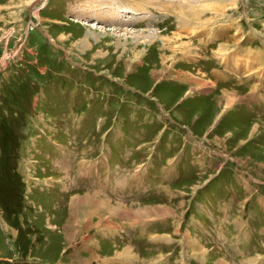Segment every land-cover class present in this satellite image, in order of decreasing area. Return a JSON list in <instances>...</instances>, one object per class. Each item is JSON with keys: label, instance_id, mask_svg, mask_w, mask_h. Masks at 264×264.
<instances>
[{"label": "rangeland", "instance_id": "obj_1", "mask_svg": "<svg viewBox=\"0 0 264 264\" xmlns=\"http://www.w3.org/2000/svg\"><path fill=\"white\" fill-rule=\"evenodd\" d=\"M133 1L0 0V264H232L212 215L264 254V114L206 96L218 62L245 91L223 68L264 51V0Z\"/></svg>", "mask_w": 264, "mask_h": 264}, {"label": "crops", "instance_id": "obj_2", "mask_svg": "<svg viewBox=\"0 0 264 264\" xmlns=\"http://www.w3.org/2000/svg\"><path fill=\"white\" fill-rule=\"evenodd\" d=\"M74 3L75 4L70 7L71 10H72V11H70V13L71 14H74L75 11H77V13L80 12L82 14H85V12L82 9H80V7H79V10H77V7H74L76 5V2H74ZM235 55H237V54H235ZM238 56H240V57H236V58H239L238 63H237V68H236V66L233 67V64L232 63H229L230 65H227V66H231L232 67V70H231V68L225 67L226 65L224 66L223 70L226 73L228 72V74L234 73V76L232 78L233 83L235 82L234 79L236 80L237 77H239L240 75H243L242 78H238L237 79V83L238 84H236V82L233 84L235 86L243 85V89L245 91L242 93V95L241 94L239 95L235 90L231 89L228 86V84H227L228 82L227 83H224L223 81H225V78H221L220 79L222 64H220L218 62V68H215L214 69L213 66L211 65L212 68H213V70H214V72L217 71L219 73L218 75H216L215 73L214 74H211V72L213 71V70L211 71L212 68L208 69L210 71V72L208 71L209 74L214 75L216 77V79L215 78L214 79L218 83V86L216 88V85H210V81L212 80L211 78H210V81L207 80L209 82V85H208L209 86V88H208L209 91L206 93V96L207 95L216 94V93L220 92L221 90H229V91L231 90V91H234V93H236L237 96H239V98L241 99V101H239V103H238V104H240L239 105L240 108L239 109L237 108L238 111H236V112H239L241 110L242 112H245L247 114V113L251 112L252 109H250L247 106V101H244V100L246 98H248V99L252 98V96L249 95V93H250L249 91H251V94L252 95H254V96L257 95L256 92L255 91L253 92V90H251L250 88L254 89V87L257 85V83L264 84V74H261L262 69H260V74L259 73H256V72H255V74L254 73H251V74H245V73H243V74H239L237 76L236 74L239 71L238 70V66L240 65V68H241V66H243L242 65V62L244 64H249V66H250V64L253 65V66L260 65L261 64L260 62H264V51L261 50L259 47H255V49L250 48V50L248 51V50H244L243 47L241 46V47H239V50H238ZM228 58H229V56H228ZM219 65H221V66H219ZM249 66H248V68H249ZM226 68H228V69H226ZM246 71H249V69H247ZM244 74L246 76H248V77H244ZM219 81H220V83H219ZM215 90H217V91H215ZM256 99L259 100L258 98H256ZM261 99H263V98H261ZM251 102H253V101L251 100ZM210 121H211V119H210ZM255 253H256V256H253ZM245 254H246L245 257L242 258L243 260H240L239 259L240 260V263H242V264H247V261L246 260H249V258H255V257H257V259L255 261H252V264H263L264 263V254H261L258 257L257 256L258 253L255 251V249L252 250L250 253H245ZM184 260L186 261L185 248H184ZM237 260L232 261V264H237V263H235ZM186 264H187V261H186Z\"/></svg>", "mask_w": 264, "mask_h": 264}, {"label": "bare ground", "instance_id": "obj_3", "mask_svg": "<svg viewBox=\"0 0 264 264\" xmlns=\"http://www.w3.org/2000/svg\"><path fill=\"white\" fill-rule=\"evenodd\" d=\"M135 1V0H134ZM133 1V2H134ZM140 1H142V2H144V3H146V4H152L151 3V0H140ZM168 1H170V0H168ZM193 1H197L198 2V4L200 5V6H203V7H206L207 9H213L214 11H215V9H216V11H218V9L217 8H220L222 5H225L228 1H231V3L232 4H235V1L236 0H216V1H214V0H176V2H177V8H179L180 10V13H182L183 14V11H186L187 13L186 14H188L189 16H191V19H193V20H198V18H197V12H196V9H198V8H196V9H193V6H191V2H193ZM211 1H214V3H216V7H211L210 5H209V3L211 2ZM124 2L126 3V4H133L132 3V0H124ZM166 2V1H165ZM33 2H30L29 4H32ZM153 3H155V2H153ZM159 3V2H158ZM170 4V3H169ZM175 4V3H174ZM162 6V5H161ZM171 6V5H170ZM174 6V5H173ZM196 7V6H195ZM204 9V8H203ZM223 8L221 7V10H222ZM116 13H118L117 11H115ZM221 15L223 14V13H220ZM116 15H119V14H116ZM212 23V22H211ZM156 38H157V35H156ZM161 39V38H160ZM178 39V38H177ZM161 41H162V43H165V42H167V39L166 38H163V39H161ZM180 48V47H179ZM190 49V48H189ZM192 49V48H191ZM197 85L198 86H204V83H197ZM224 96V95H223ZM221 97V96H220ZM224 98H225V96H224ZM220 100V99H219ZM233 100V99H232ZM231 101L230 100H227L226 101V103H225V107H229L230 105H231V103H230ZM145 212V211H144ZM166 213V212H165ZM168 213V212H167ZM183 248H185V246L183 245Z\"/></svg>", "mask_w": 264, "mask_h": 264}, {"label": "built area", "instance_id": "obj_4", "mask_svg": "<svg viewBox=\"0 0 264 264\" xmlns=\"http://www.w3.org/2000/svg\"><path fill=\"white\" fill-rule=\"evenodd\" d=\"M10 56H11V54L7 56L6 60L4 61L5 63H7L8 59L10 58ZM5 63H4V64H5ZM2 64H3V63H2ZM4 64H3V65H4Z\"/></svg>", "mask_w": 264, "mask_h": 264}]
</instances>
